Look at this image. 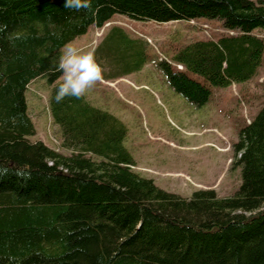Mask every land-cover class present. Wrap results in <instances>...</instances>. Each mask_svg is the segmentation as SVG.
Listing matches in <instances>:
<instances>
[{"label":"trees","instance_id":"1","mask_svg":"<svg viewBox=\"0 0 264 264\" xmlns=\"http://www.w3.org/2000/svg\"><path fill=\"white\" fill-rule=\"evenodd\" d=\"M116 13L220 20L227 33L185 44L175 64L157 61L168 85L197 107L208 85L251 78L263 57L264 36L254 30H264V0H91L79 11L64 0H0V264H264V95L233 143L236 190L189 197L132 169L127 128L114 114L85 95L53 99L62 45ZM114 25L93 48L103 74L139 70L146 42ZM106 62L115 65L110 73ZM38 77L50 87L49 113L68 154L29 139L25 91Z\"/></svg>","mask_w":264,"mask_h":264},{"label":"rangeland","instance_id":"2","mask_svg":"<svg viewBox=\"0 0 264 264\" xmlns=\"http://www.w3.org/2000/svg\"><path fill=\"white\" fill-rule=\"evenodd\" d=\"M114 24L146 42V61L139 70L103 74L84 95L92 105L108 110L125 124L123 144L134 159L132 169L183 197L203 188L214 189L218 196L231 195L240 183V167L233 164V143L239 128L261 106L264 52L251 78L226 87L208 85L200 75L187 71L211 89L207 102L197 107L168 85L157 61L162 58L175 64L172 57L185 44L227 33L220 20L197 17L161 22L116 13L100 27L89 26L71 42L82 50H93ZM254 32L264 36L262 29ZM114 67L106 62L104 72L110 73ZM49 89L45 79L38 77L25 91L27 111L35 127L29 139L42 140L68 154L70 150L61 147L59 127L49 113Z\"/></svg>","mask_w":264,"mask_h":264},{"label":"clouds","instance_id":"3","mask_svg":"<svg viewBox=\"0 0 264 264\" xmlns=\"http://www.w3.org/2000/svg\"><path fill=\"white\" fill-rule=\"evenodd\" d=\"M90 6L91 0H64L67 9L87 10ZM55 69L62 77L53 96L57 103L65 97L81 98L95 82L103 79V69L94 50H82L71 41L62 45Z\"/></svg>","mask_w":264,"mask_h":264}]
</instances>
